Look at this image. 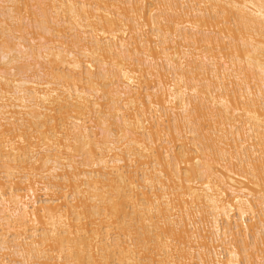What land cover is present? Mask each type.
<instances>
[{
    "label": "bare ground",
    "instance_id": "1",
    "mask_svg": "<svg viewBox=\"0 0 264 264\" xmlns=\"http://www.w3.org/2000/svg\"><path fill=\"white\" fill-rule=\"evenodd\" d=\"M0 264H264V0H0Z\"/></svg>",
    "mask_w": 264,
    "mask_h": 264
},
{
    "label": "rangeland",
    "instance_id": "2",
    "mask_svg": "<svg viewBox=\"0 0 264 264\" xmlns=\"http://www.w3.org/2000/svg\"><path fill=\"white\" fill-rule=\"evenodd\" d=\"M46 36H47V37H50V35H49V34H48V35H46ZM14 40H15L14 38H11V40H10V39H8V41H7V46H8V48L10 47V48L12 49V48H14V47H15V45H14V44H16L18 41H17V42H15V43H13V42H14ZM11 41H13V42H12L13 44L11 43ZM15 41H16V40H15ZM38 43H39V42H38ZM38 43H37V44H38ZM37 44H36V45H37ZM104 101H106V100H104ZM102 102H103V100H102ZM214 244H215V243H214ZM216 244H217V245H219V243H217V242H216ZM213 247H214V245H213ZM215 247H219V248H221V246H215ZM217 249H218V248H217ZM220 250H221V249H219L218 251H220ZM224 251H225V250H224ZM222 252H223V249H222ZM225 252H226V251H225ZM225 252H224V253H221V252H219V254H221V255H222V257H224V255L226 254ZM196 261H197V260H196Z\"/></svg>",
    "mask_w": 264,
    "mask_h": 264
}]
</instances>
